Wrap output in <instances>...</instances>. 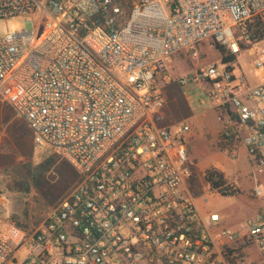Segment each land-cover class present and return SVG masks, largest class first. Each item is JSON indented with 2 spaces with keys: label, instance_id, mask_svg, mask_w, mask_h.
<instances>
[{
  "label": "built area",
  "instance_id": "obj_1",
  "mask_svg": "<svg viewBox=\"0 0 264 264\" xmlns=\"http://www.w3.org/2000/svg\"><path fill=\"white\" fill-rule=\"evenodd\" d=\"M16 16L36 27L0 37V101L35 148L57 152L79 180L33 232L0 218V264H264V213L238 230L220 227L218 213L203 216L187 191L190 127L159 122L160 80L175 56L193 50L196 59L194 48L211 42L238 58L264 43L252 30L264 26V0H0V20ZM252 55L260 84L236 74V62L198 77L215 108L233 112L257 177L264 46Z\"/></svg>",
  "mask_w": 264,
  "mask_h": 264
},
{
  "label": "rangeland",
  "instance_id": "obj_2",
  "mask_svg": "<svg viewBox=\"0 0 264 264\" xmlns=\"http://www.w3.org/2000/svg\"><path fill=\"white\" fill-rule=\"evenodd\" d=\"M29 21L36 27L33 16L0 20V37L24 30ZM263 46L259 43L255 48ZM194 50L198 58H192L193 50H184L175 56L170 74L160 80L165 105L159 122L174 130L186 124L190 127L186 141L194 175L187 183L188 194L203 216L218 213L222 217L220 227L238 230L248 219L264 213V175H254V163L242 136L234 122L228 120L229 116L234 117L215 108L208 83L198 77L200 68L214 62L223 64L221 51L211 42L201 43ZM252 50L245 49L234 67L236 74L241 68L254 86L262 83L263 78L255 68ZM183 79H188L185 85L180 83ZM225 126L231 137L226 136ZM210 168L222 171L238 193L224 196L212 191L204 178ZM77 182L73 167L57 152L37 150L26 122L0 101V218L33 232ZM257 186L262 188V196L256 195Z\"/></svg>",
  "mask_w": 264,
  "mask_h": 264
},
{
  "label": "trees",
  "instance_id": "obj_3",
  "mask_svg": "<svg viewBox=\"0 0 264 264\" xmlns=\"http://www.w3.org/2000/svg\"><path fill=\"white\" fill-rule=\"evenodd\" d=\"M252 30H253V33L256 35V38L259 41L264 40V26L263 25H260V23L256 22V23L252 24ZM216 47H217V49H219L221 51V53L223 55L222 61L224 63H229V62L234 63L237 61V59H238L237 57L226 55V48L225 47L220 46V45H216ZM228 113H230L234 117V114L232 111L229 110ZM76 175H77V179L79 180V175L77 174V172H76ZM204 178H205L206 182L210 185V189L212 191L218 192L224 196H231V195L233 196L236 193H238L237 189L234 190L232 193H229V194L226 193L225 190L227 188L228 183H227L225 174L222 171H219L218 169L210 168V169L206 170Z\"/></svg>",
  "mask_w": 264,
  "mask_h": 264
},
{
  "label": "crops",
  "instance_id": "obj_4",
  "mask_svg": "<svg viewBox=\"0 0 264 264\" xmlns=\"http://www.w3.org/2000/svg\"><path fill=\"white\" fill-rule=\"evenodd\" d=\"M256 49H257V48L254 47V49H253L252 51L254 52ZM252 51H251V54H252ZM29 130H30V129H29ZM30 132H31V131H30ZM31 134H32V133H31ZM209 188H210V186H209Z\"/></svg>",
  "mask_w": 264,
  "mask_h": 264
}]
</instances>
